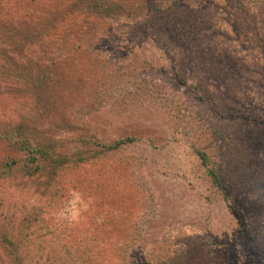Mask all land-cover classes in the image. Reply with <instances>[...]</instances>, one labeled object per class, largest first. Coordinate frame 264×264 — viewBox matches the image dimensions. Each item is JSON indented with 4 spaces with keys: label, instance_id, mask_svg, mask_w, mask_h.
Segmentation results:
<instances>
[{
    "label": "rangeland",
    "instance_id": "374dc122",
    "mask_svg": "<svg viewBox=\"0 0 264 264\" xmlns=\"http://www.w3.org/2000/svg\"><path fill=\"white\" fill-rule=\"evenodd\" d=\"M6 163L0 264H264V0H0Z\"/></svg>",
    "mask_w": 264,
    "mask_h": 264
},
{
    "label": "trees",
    "instance_id": "16d2710c",
    "mask_svg": "<svg viewBox=\"0 0 264 264\" xmlns=\"http://www.w3.org/2000/svg\"><path fill=\"white\" fill-rule=\"evenodd\" d=\"M16 132H21V130L20 131H18V130L15 131L14 134ZM130 141H131V139L126 138L124 141H122V140L118 141V143L114 144L113 146L117 147V146H119L120 144H123V143H130ZM113 146H111V145L106 146V150L110 151L113 148ZM32 148L33 149L37 148V145H34ZM195 150H196L195 151L196 152L195 155L200 159L201 164L203 165L205 173L208 176L211 184L213 186H215V187H220L221 186L219 184L220 177L217 174L214 165H210L208 157L205 154H203L202 152L198 151L197 149H195ZM20 151H22V150H20ZM35 152H37V150H35ZM31 161H33V158L29 157L28 160L25 161V163H28V162H31ZM7 166H8V164L6 163L3 166V168L0 169V172L1 173H5L7 171V169H8ZM69 193L70 192H67L66 194L60 196V199H62V200L59 201L57 206H55L52 209V211L50 213L51 215H50V218H49L50 219V224H51L52 227L55 228V231L58 232V234H60V236L63 239L69 238L71 240L72 244H73L72 248L74 250H70L67 247H66L67 249H63V248L60 249V255H61L60 258L63 261L67 262V263H71L72 261H77L78 260L76 257L72 256L73 254H70L69 252H75L76 250H78L79 247H80V249H82L81 246L83 244L82 243V233L78 232V230L77 231H73L78 224H70V223H67L66 221L59 220L57 218V213L64 206L66 200L69 198ZM79 242H81L80 246L77 245V243H79Z\"/></svg>",
    "mask_w": 264,
    "mask_h": 264
},
{
    "label": "clouds",
    "instance_id": "9594fccd",
    "mask_svg": "<svg viewBox=\"0 0 264 264\" xmlns=\"http://www.w3.org/2000/svg\"><path fill=\"white\" fill-rule=\"evenodd\" d=\"M92 203V197L86 199L82 193L73 189L64 206L58 211L57 218L70 224H78L85 218Z\"/></svg>",
    "mask_w": 264,
    "mask_h": 264
}]
</instances>
